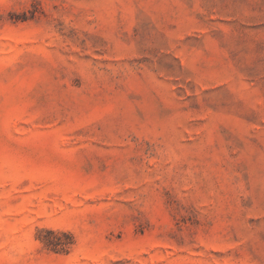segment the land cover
<instances>
[{
	"label": "rangeland",
	"instance_id": "1",
	"mask_svg": "<svg viewBox=\"0 0 264 264\" xmlns=\"http://www.w3.org/2000/svg\"><path fill=\"white\" fill-rule=\"evenodd\" d=\"M0 264H264V0H0Z\"/></svg>",
	"mask_w": 264,
	"mask_h": 264
}]
</instances>
